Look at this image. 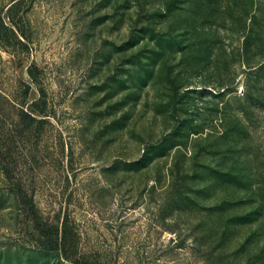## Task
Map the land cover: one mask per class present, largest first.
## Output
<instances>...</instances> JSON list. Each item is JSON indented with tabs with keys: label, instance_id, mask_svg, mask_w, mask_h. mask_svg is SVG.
Segmentation results:
<instances>
[{
	"label": "rangeland",
	"instance_id": "374dc122",
	"mask_svg": "<svg viewBox=\"0 0 264 264\" xmlns=\"http://www.w3.org/2000/svg\"><path fill=\"white\" fill-rule=\"evenodd\" d=\"M0 264H264V0H0Z\"/></svg>",
	"mask_w": 264,
	"mask_h": 264
},
{
	"label": "trees",
	"instance_id": "16d2710c",
	"mask_svg": "<svg viewBox=\"0 0 264 264\" xmlns=\"http://www.w3.org/2000/svg\"><path fill=\"white\" fill-rule=\"evenodd\" d=\"M26 119H30V120H34V118H32L30 115L25 114ZM48 227V226H46ZM40 229V227H39ZM41 236L43 238V240L41 241V245L43 246L44 250L46 251H50L53 249L54 244H58V237L57 239H54V235L53 233H50L49 230H45L41 228Z\"/></svg>",
	"mask_w": 264,
	"mask_h": 264
}]
</instances>
